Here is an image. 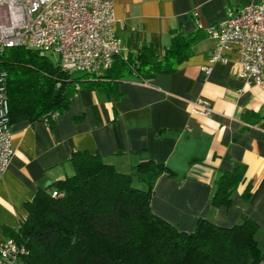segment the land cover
Masks as SVG:
<instances>
[{"label": "crops", "instance_id": "0c3cea01", "mask_svg": "<svg viewBox=\"0 0 264 264\" xmlns=\"http://www.w3.org/2000/svg\"><path fill=\"white\" fill-rule=\"evenodd\" d=\"M259 1L112 0L125 52L145 43L162 56L172 32L180 30L197 36L194 54L173 74L121 83V96L113 103L96 92L79 91L55 119L12 123L13 157L0 179V241L6 238L4 228L15 229L26 217L25 204L40 189L72 174L71 155L88 151L125 173L141 157L164 165L173 175L155 186L150 202L155 216L184 232H192L201 218L232 227L246 216L257 224L256 240L264 251V119L251 126L242 119L247 111L264 114V86L236 77L234 52L227 63L211 64L214 42L197 30V23L215 25L229 12ZM200 98L212 104L210 116L193 112L192 103ZM233 162L246 166L245 183L229 208L213 209L218 171L230 170ZM248 183L251 197L243 203Z\"/></svg>", "mask_w": 264, "mask_h": 264}, {"label": "trees", "instance_id": "16d2710c", "mask_svg": "<svg viewBox=\"0 0 264 264\" xmlns=\"http://www.w3.org/2000/svg\"><path fill=\"white\" fill-rule=\"evenodd\" d=\"M196 39L175 30L162 56L142 43L116 57L108 69L75 73L63 71L59 62L53 64L36 50L6 49L0 54V73L6 74L10 123L58 117L79 91L96 92L113 103L121 96V83H146L156 75L175 73L193 56ZM242 119L251 126L264 114L247 111ZM70 163L71 175L40 189L25 204L27 215L18 227L4 228L5 237L23 249L17 264L264 263L256 240L259 228L246 216L232 227L201 218L192 232L155 216L150 209L155 186L161 177L173 175L164 165L141 157L125 173L88 151L74 152ZM245 171L240 162L218 171L210 197L213 209L229 208L237 188L245 183ZM250 197L248 183L243 203Z\"/></svg>", "mask_w": 264, "mask_h": 264}, {"label": "built area", "instance_id": "2783aa9c", "mask_svg": "<svg viewBox=\"0 0 264 264\" xmlns=\"http://www.w3.org/2000/svg\"><path fill=\"white\" fill-rule=\"evenodd\" d=\"M115 23L112 0H0V54L24 47L40 56L57 53L61 69L68 73L105 70L125 52ZM197 30L214 42L211 64L227 63L234 52L239 66L236 77L264 86V0L229 12L215 25L197 23ZM204 70L209 73L211 67ZM192 108L202 116L214 110L202 98ZM56 117L49 116L48 121ZM10 126L6 74L0 73V179L13 157ZM22 254L13 239L0 241V264H17Z\"/></svg>", "mask_w": 264, "mask_h": 264}, {"label": "rangeland", "instance_id": "374dc122", "mask_svg": "<svg viewBox=\"0 0 264 264\" xmlns=\"http://www.w3.org/2000/svg\"><path fill=\"white\" fill-rule=\"evenodd\" d=\"M46 56L52 61L53 64L58 63V54L54 52H47Z\"/></svg>", "mask_w": 264, "mask_h": 264}]
</instances>
